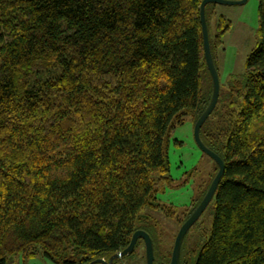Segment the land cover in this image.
I'll return each mask as SVG.
<instances>
[{
	"label": "trees",
	"instance_id": "trees-1",
	"mask_svg": "<svg viewBox=\"0 0 264 264\" xmlns=\"http://www.w3.org/2000/svg\"><path fill=\"white\" fill-rule=\"evenodd\" d=\"M202 1L0 0V264L109 259L149 232L148 207L175 216L159 200L171 133L213 93ZM259 15L258 46L201 129L225 172L211 228L179 264H264V0ZM231 26L221 15L210 38L216 65ZM151 236L154 264H170Z\"/></svg>",
	"mask_w": 264,
	"mask_h": 264
},
{
	"label": "rangeland",
	"instance_id": "rangeland-1",
	"mask_svg": "<svg viewBox=\"0 0 264 264\" xmlns=\"http://www.w3.org/2000/svg\"><path fill=\"white\" fill-rule=\"evenodd\" d=\"M259 5L260 0H248L243 4L214 6V12L208 23L210 38L213 40L218 32L217 26L221 15H225L232 24L223 35V43L215 49L221 88H225L231 79L245 71L248 55L258 46ZM207 78L210 80L208 74ZM208 80L205 82L203 79L205 86H208ZM195 123V117L189 114L185 122L177 125L171 133L169 161L170 174L174 182L167 186L165 192L159 193V200L168 207H175L177 213L174 217H170L163 209L148 207L145 212L150 219L141 223L153 235L157 254L164 261L169 259V252L173 251L175 238L181 227L180 220L185 218L192 207L203 198L218 171L214 159L200 148L195 139ZM209 128L212 129L214 126ZM213 207L214 199L188 231L184 239L188 252L199 249L204 235L211 228ZM11 264L55 263L41 255L30 256L27 259L21 255ZM114 264H147L145 243L142 241L133 253L115 259Z\"/></svg>",
	"mask_w": 264,
	"mask_h": 264
},
{
	"label": "water",
	"instance_id": "water-1",
	"mask_svg": "<svg viewBox=\"0 0 264 264\" xmlns=\"http://www.w3.org/2000/svg\"><path fill=\"white\" fill-rule=\"evenodd\" d=\"M248 0H203L200 7L201 13V22H202V30H203V38H204V50H205V58L207 62L208 69L211 73L213 79V93L211 100L205 109V111L201 114L198 120L195 123L194 135L195 139L200 146V148L211 156L214 161L218 165V171L215 177L213 178L204 198L201 200L197 208L194 212L185 220V222L181 225L177 236L175 238V243L173 246L172 257L170 264H179L182 245L184 243V239L190 230V228L199 220L201 215L204 213L206 208L209 206L211 201L214 199L218 185L221 181V178L225 172V162L223 158L216 153L213 149L208 147L201 137V129L206 120L212 114L214 109L216 108L219 97H220V90H221V81H220V74L215 63L212 49H211V42H210V35H209V28L206 18V6L209 3L215 4H228V5H237L243 4ZM139 239H142L146 246V263L147 264H154L156 256H155V245L154 240L149 232L144 229H138L134 232L133 237L131 239L130 244L124 248L123 250L117 251L114 253L109 259L105 257L97 258L91 262L86 264H113L115 259L122 258L128 254L134 252L137 242Z\"/></svg>",
	"mask_w": 264,
	"mask_h": 264
},
{
	"label": "flooded vegetation",
	"instance_id": "flooded-vegetation-1",
	"mask_svg": "<svg viewBox=\"0 0 264 264\" xmlns=\"http://www.w3.org/2000/svg\"><path fill=\"white\" fill-rule=\"evenodd\" d=\"M205 194H206V193H205ZM205 194H204V196H205ZM204 196H203V198H204ZM203 198H202V199H203ZM199 203H200V202H199Z\"/></svg>",
	"mask_w": 264,
	"mask_h": 264
},
{
	"label": "bare ground",
	"instance_id": "bare-ground-1",
	"mask_svg": "<svg viewBox=\"0 0 264 264\" xmlns=\"http://www.w3.org/2000/svg\"><path fill=\"white\" fill-rule=\"evenodd\" d=\"M175 243V242H174Z\"/></svg>",
	"mask_w": 264,
	"mask_h": 264
}]
</instances>
